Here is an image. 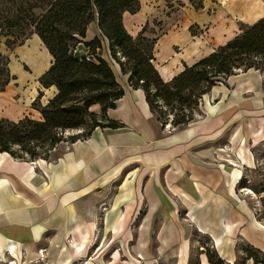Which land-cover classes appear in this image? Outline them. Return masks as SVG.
Returning <instances> with one entry per match:
<instances>
[{
  "label": "crops",
  "instance_id": "0c3cea01",
  "mask_svg": "<svg viewBox=\"0 0 264 264\" xmlns=\"http://www.w3.org/2000/svg\"><path fill=\"white\" fill-rule=\"evenodd\" d=\"M137 1L138 11L124 12L122 25L133 39L153 40L152 65L163 82L264 18V0ZM96 37L102 35L95 20L83 42ZM52 61L37 35L16 48L0 92V120H41L38 107L57 94L39 81ZM120 77L123 87L128 76ZM198 109L200 119L164 135L144 91L124 88L106 112L120 127L94 129L55 161L36 160L37 169L0 153V261L27 264L44 248L51 264H95L107 251L108 263H115L125 259L121 246L128 242L141 262L210 264L202 239L225 264H237L247 246L264 253V188L251 196L246 180L264 159V76L256 69L235 72L212 86ZM112 188L96 225L100 198ZM91 245L94 258L77 263Z\"/></svg>",
  "mask_w": 264,
  "mask_h": 264
},
{
  "label": "trees",
  "instance_id": "16d2710c",
  "mask_svg": "<svg viewBox=\"0 0 264 264\" xmlns=\"http://www.w3.org/2000/svg\"><path fill=\"white\" fill-rule=\"evenodd\" d=\"M138 8L137 0H0V35L5 33V36L14 37L7 41L8 44H14L19 38H22V44L31 35H37L53 58L50 68L41 76L40 84L44 88L54 86L57 90L45 106L38 107L40 121L27 117L18 122L0 120V153L19 160H45L47 152L63 141L65 131H81L71 136L70 143H73L85 139L96 128L120 127L119 123L108 119L104 123L98 122L96 115L89 113V109L97 105L105 114L124 95L111 67L102 58L96 57L93 62L71 52L72 45L80 43L90 50L89 54H96L95 51L101 48L97 37L83 42L89 23L95 19L112 53L117 49L127 59L128 68L122 69V73L129 74L131 89L144 91L149 108L162 127L177 129L193 122L196 118L195 114L193 119V106L199 108L203 95L212 86L234 74L232 71L238 61L244 62L242 71H264L262 18L253 25L243 26L234 39L185 68L169 82H163L152 65L153 40L143 36L133 39L122 25V14H133ZM141 43L146 49L149 47L148 53L143 51ZM120 66L124 67L123 64ZM159 102L171 109L164 113L157 111L161 107ZM174 102L181 108L179 113L172 115ZM161 114L172 117L163 121ZM13 147L18 149L13 151ZM200 248L210 264H225L211 246L206 248L201 244ZM241 252L237 264H245L250 259L255 264H264V253L249 246Z\"/></svg>",
  "mask_w": 264,
  "mask_h": 264
},
{
  "label": "rangeland",
  "instance_id": "374dc122",
  "mask_svg": "<svg viewBox=\"0 0 264 264\" xmlns=\"http://www.w3.org/2000/svg\"><path fill=\"white\" fill-rule=\"evenodd\" d=\"M91 23H89V25ZM13 39H14V37H12V36L11 37L10 36H5V33H3V35H0V40L4 42V51L2 52V54H0V89L2 88L3 84L7 80H9V78H10L9 62H10V59L13 56L14 51L16 50V48L19 45H21L20 42H21L22 38H19L18 40L14 41L15 42L14 44H8L7 41L8 40H13ZM27 39H25L24 41H22V44ZM103 39L104 38L101 37V40H103ZM9 46H10V48H9ZM141 46H143V48H144L143 51L145 53H148L149 52V47H147V49H146L144 47V43H141ZM103 50L104 49H102V44H101V48L99 49V52L97 51V53H96V51H95V53L99 55V56H96L95 54H91V53L89 54L90 50L88 48H86L84 45L81 46V45L75 44L74 46L72 45V47H71V52L76 57L87 56L88 59H90L93 62H95L96 57H99V58H102V59L104 58L103 60L107 62V64L111 67V69H113L112 71H113V73L115 75V78H116V80L118 82V80L121 78L120 77V73H122V69H127L128 68V65H127L128 61H127L126 58H124L122 56V53L119 50L116 49V50H114L115 53H112V50L109 47L108 41H107V44L105 43V50L102 53ZM105 55H107V58H106ZM117 62H119L120 64H123L124 67L123 66H120V64L117 63ZM116 65H118V68L116 67ZM244 68H245L244 62L241 63V61H238L235 64V68L233 69L232 72L233 73L239 72V71H242ZM262 70H264V67L262 68ZM261 74L264 76V71H262ZM126 75L129 76V74H126ZM120 83H119V85H121ZM123 85H124L123 86V89L124 88H131L130 85H129L128 80H127V83H124ZM159 103H160L161 107L157 111H161V113H164L166 110L169 111L171 109V106L168 107L163 102L162 103L159 102ZM173 107H174V112L172 113V115L179 113L180 108H181L180 105H179V103L174 102ZM184 107H186V106H184ZM198 110H199L198 107L196 108V107L193 106V112H192L193 119H194V115L195 114H196L197 119H200L202 117L201 115H199L197 113ZM89 113L96 115V118H97V121L98 122L104 123L106 121V119H107L106 113L105 114H102L101 113V110H100V107L97 106V105L92 106L91 109H89ZM161 117H162V120L163 121H168V119L169 118L171 119L172 116L171 115L161 114ZM7 121H9V120H7ZM10 122H12V121H10ZM128 125L130 126V128L132 130L135 129V125L133 124L132 121ZM168 127L169 126H165L164 127V131H163V134L164 135H169L172 131H174V129H171V128H168ZM79 133H81V131H77V130L76 131L75 130H73V131H65L64 133H62L63 141L60 142V143H57L54 146V148H52L51 150H49L47 152V158L45 160L55 161L56 158H58V156L62 153V151H64V150H66V149L69 148L71 136L76 135V134H79ZM46 146H47V148H50L48 145H46ZM260 146H261L260 153H262V151H264V144H262ZM224 148H227V146H224ZM17 149H18V147H13L12 148L13 151L14 150H17ZM36 160H44V159H41L40 158V159H36ZM36 160L30 161L29 158H26L25 160H21V161H25L28 164L32 165L33 168L37 169L38 165L36 164ZM255 166H256V170L253 169L254 171L248 172V176H247V179H246L247 182H249L250 185L252 186V188L254 190V193L252 192L251 189H249L248 191L251 194V196H254V197L258 196L260 194L259 192L261 190H263V188H264L263 187L264 186V173H263L264 171H261L260 172L259 169H257L259 167L260 168L261 167H264V159H261V157H260V159H257V162H256ZM256 194H258V195H256ZM113 195H114V188H112L111 190H108L107 193H105L104 195L101 196V198H100V201L101 202L98 205V212L95 214V224L96 225H99L101 223L102 217H103L104 213L110 207V203L112 201ZM257 206H258V207H256L257 215L260 216L262 210H261V207L259 206V204ZM181 217L183 219V222H186V225L189 226V228H191L190 224H188V221H187L188 219L186 217V214L182 212ZM134 229H135V224L134 223H130L128 225V227H127V231L132 232V233L134 232ZM190 232H191V230H190ZM202 241H203L202 242L203 247L210 248L211 245H210V243H209L208 240L206 241L205 239H202ZM67 243L68 244L69 243L71 244V240L70 239H67ZM110 243L108 245H110ZM92 247H93V245H91V247H89L86 250V254L84 256L82 255L80 257V259L77 260L78 261L77 263H81L84 260L85 261L92 260L91 258H94V255H93L94 253H91L92 252ZM121 247L123 248V252H124V257H125L124 260H121V261L117 260L115 263H113V262H109L108 263V261H107L108 260V254L110 252L107 251L105 253L104 258L100 259L99 263H95V264H163L164 263L163 262V259H158L157 261H151V262H148V263L141 262V260H139V258L137 259L136 257H134V255H132V254L129 253V250H128L129 243L128 242L125 243V244H123ZM196 247H197V244L194 245V249H196ZM45 250L46 249H44V248L39 249L37 251V257H36V259H33L32 258L30 260V262L27 263V264H51L49 262V260L47 259V255H46ZM118 259H119V257H118ZM0 264H23V263H22V261H18L17 263L15 261H12L11 262L10 259H8L7 257H5L4 259H2V261H0Z\"/></svg>",
  "mask_w": 264,
  "mask_h": 264
},
{
  "label": "built area",
  "instance_id": "2783aa9c",
  "mask_svg": "<svg viewBox=\"0 0 264 264\" xmlns=\"http://www.w3.org/2000/svg\"><path fill=\"white\" fill-rule=\"evenodd\" d=\"M86 59H88V57L87 56H84ZM168 128H170V127H168ZM12 262V261H11ZM14 263V262H13Z\"/></svg>",
  "mask_w": 264,
  "mask_h": 264
}]
</instances>
